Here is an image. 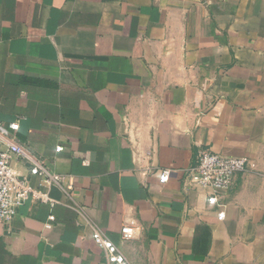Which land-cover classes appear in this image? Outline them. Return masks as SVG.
I'll return each instance as SVG.
<instances>
[{
  "label": "crops",
  "instance_id": "1",
  "mask_svg": "<svg viewBox=\"0 0 264 264\" xmlns=\"http://www.w3.org/2000/svg\"><path fill=\"white\" fill-rule=\"evenodd\" d=\"M0 122L67 191L0 220V264H106L92 223L132 264H264V0H0ZM205 148L249 161L214 205Z\"/></svg>",
  "mask_w": 264,
  "mask_h": 264
},
{
  "label": "built area",
  "instance_id": "2",
  "mask_svg": "<svg viewBox=\"0 0 264 264\" xmlns=\"http://www.w3.org/2000/svg\"><path fill=\"white\" fill-rule=\"evenodd\" d=\"M19 129V122L11 123L9 127L0 122V220L6 222L13 221L18 208L26 202L35 201L51 207L60 204L49 192L53 187L67 192L63 187L66 178L52 172L41 159L20 144L16 136ZM16 160L25 161L30 174L39 178L41 186L46 189L34 187L28 177L18 174L13 166ZM248 168L249 161L246 158L227 157L211 149H200L194 166L184 171V182L186 186L210 190L212 195L208 202L214 205L219 195L230 189L235 177ZM169 178V172L160 174L162 183ZM92 228L93 240L104 252L106 264H132L102 228L95 223H92ZM122 236L125 240L133 238L130 226L122 228Z\"/></svg>",
  "mask_w": 264,
  "mask_h": 264
}]
</instances>
